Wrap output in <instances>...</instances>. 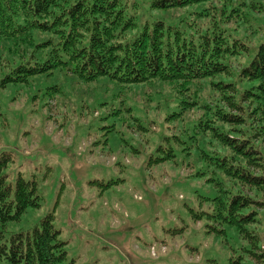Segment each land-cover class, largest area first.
I'll return each mask as SVG.
<instances>
[{
	"label": "rangeland",
	"instance_id": "1",
	"mask_svg": "<svg viewBox=\"0 0 264 264\" xmlns=\"http://www.w3.org/2000/svg\"><path fill=\"white\" fill-rule=\"evenodd\" d=\"M122 1L137 5L143 20L154 15L152 0ZM228 80L236 92L223 93L238 101L243 83L235 76ZM45 86L37 81L0 90V154L11 158L6 181L13 186L20 176L35 184L41 198L39 207L6 224L5 242L30 233L51 214L73 264H264V192L227 175L230 162L213 155L219 150L215 129L250 135L247 125L256 121L251 109L245 113L221 101L244 123L209 116L210 123L202 124L197 105L178 106L200 92L182 95L175 83L132 88L119 99H114L119 88L104 81L73 83L53 97ZM211 90L202 97L220 100L221 93ZM183 107L182 116L166 117ZM256 144L264 154V139ZM249 170L264 176L260 168ZM233 195L262 203L255 205V223L233 225L217 217L220 203ZM201 212L205 215L196 220Z\"/></svg>",
	"mask_w": 264,
	"mask_h": 264
},
{
	"label": "trees",
	"instance_id": "2",
	"mask_svg": "<svg viewBox=\"0 0 264 264\" xmlns=\"http://www.w3.org/2000/svg\"><path fill=\"white\" fill-rule=\"evenodd\" d=\"M149 9L154 15L143 20L136 15L137 5L122 0H0V90L43 81L45 93L53 97L73 83L104 81L119 88L114 95L119 99L132 88L175 83L182 95L189 89L200 92L198 99L179 101L178 106L197 105L203 110L198 120L202 124L210 123L209 116L244 123L225 111L221 101L245 113L249 108V117L256 119L247 125L250 135L240 132L237 137L215 129L219 150L213 155L230 162L227 175L264 192V176L249 170L264 171V154L256 144L264 139V0H152ZM235 62L237 71L232 68ZM233 76L243 83L238 101L234 94L223 93L236 92L228 80ZM211 87L221 93L213 103L202 97ZM183 110H169L166 117L182 116ZM184 151L188 157V146ZM10 160V155L0 154V264H73L51 214L30 233L4 241L6 224L18 222L41 200L34 183L20 176L13 186L7 183ZM256 204L264 205L250 196L233 195L220 203L217 217L233 225L255 223Z\"/></svg>",
	"mask_w": 264,
	"mask_h": 264
}]
</instances>
